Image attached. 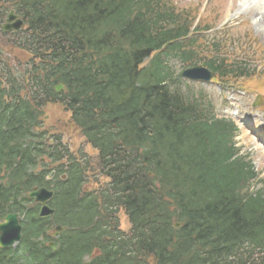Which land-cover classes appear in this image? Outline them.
I'll return each mask as SVG.
<instances>
[{
	"label": "trees",
	"instance_id": "trees-1",
	"mask_svg": "<svg viewBox=\"0 0 264 264\" xmlns=\"http://www.w3.org/2000/svg\"><path fill=\"white\" fill-rule=\"evenodd\" d=\"M9 10L24 22L17 48L29 68L28 88L8 73V87L0 82V221L18 213L24 223L0 264H264V183L253 189L258 175L234 147V123L215 118L201 94L185 95L171 65L245 71L198 51L201 39L189 38L204 24L194 26L197 13L168 0H0V24ZM48 104L97 152L106 186L83 192L90 160L37 131ZM41 187L55 193L51 219L27 198ZM55 225L68 229L51 253Z\"/></svg>",
	"mask_w": 264,
	"mask_h": 264
},
{
	"label": "rangeland",
	"instance_id": "rangeland-1",
	"mask_svg": "<svg viewBox=\"0 0 264 264\" xmlns=\"http://www.w3.org/2000/svg\"><path fill=\"white\" fill-rule=\"evenodd\" d=\"M255 1L264 4V0ZM168 2L176 7L177 11H184L185 14L196 12V19L204 22L193 36L201 39L197 44L199 52L203 51L218 58L221 56L228 64L246 61L253 80L261 83V88L257 87L252 91L248 87V83L251 86L252 83L242 80L235 82L229 79L213 84L186 81L189 89L201 90L208 96L217 117L229 118L235 122L238 127L236 147L240 155L248 156L254 170L259 174L258 180L262 183L256 182L253 186V189H258L264 183V150L259 149L255 141H249V138L253 139L250 135L251 121L264 127V22L259 25V21L264 18V6L255 7L254 0H168ZM5 41V38L0 37V67L8 68L18 79H24L23 64L28 61L27 57L16 48L5 45ZM212 41L220 45L218 53L210 49L209 43ZM173 67L176 74L181 72L182 67L179 64L175 63ZM42 113L39 128L41 132L49 137L59 136L62 145L75 156H78L77 153L81 150L87 156L95 157V153L84 146V140L78 132L71 128L69 115L63 108L48 105L42 109ZM87 176L89 179L85 188L89 191L96 190L97 185L92 183V174ZM95 180H98L99 185L107 182L101 177ZM119 218L120 229L127 232L129 229L127 220L123 214H120Z\"/></svg>",
	"mask_w": 264,
	"mask_h": 264
},
{
	"label": "water",
	"instance_id": "water-1",
	"mask_svg": "<svg viewBox=\"0 0 264 264\" xmlns=\"http://www.w3.org/2000/svg\"><path fill=\"white\" fill-rule=\"evenodd\" d=\"M12 20H15V23L6 29H9L12 27L14 31H18L19 29L22 28V23L18 21L17 18L12 15V13H10L7 21H12ZM201 71L207 74L205 70H201ZM198 72L199 70H192L189 73L190 78H195L196 76L191 75V74L197 75ZM184 75H187V73H185ZM207 76L210 77L209 74H207ZM207 76L205 75V79H208ZM61 88L62 87L59 86L56 88V90L61 89ZM52 196H53V193L50 191H47L44 188H41L35 192H31L28 194L29 198L33 199L35 203H38L41 206L39 217H47L54 213L52 210H50L46 206V203L50 201ZM176 227H178V225ZM63 230L64 228H57L56 234L54 236H57L58 231H63ZM21 232H22V228L18 222V215L16 214L7 215L3 219V221L0 223V248H7L19 242L22 238Z\"/></svg>",
	"mask_w": 264,
	"mask_h": 264
},
{
	"label": "bare ground",
	"instance_id": "bare-ground-1",
	"mask_svg": "<svg viewBox=\"0 0 264 264\" xmlns=\"http://www.w3.org/2000/svg\"><path fill=\"white\" fill-rule=\"evenodd\" d=\"M249 1H252V0H249ZM255 7L257 6H260V3L259 2H256L253 4ZM264 22V18H262L260 21H259V25H262ZM259 123L256 124V127H255V132L257 134V136H260V137H264V128L263 127H258ZM249 141H254L253 139L249 138ZM255 143L257 144V147L259 149H262L264 150V147H261L259 146V143L255 141Z\"/></svg>",
	"mask_w": 264,
	"mask_h": 264
}]
</instances>
